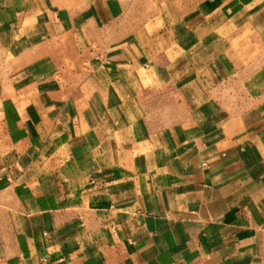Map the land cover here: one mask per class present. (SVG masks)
<instances>
[{
    "label": "crops",
    "instance_id": "1",
    "mask_svg": "<svg viewBox=\"0 0 264 264\" xmlns=\"http://www.w3.org/2000/svg\"><path fill=\"white\" fill-rule=\"evenodd\" d=\"M0 264H264V0H0Z\"/></svg>",
    "mask_w": 264,
    "mask_h": 264
}]
</instances>
